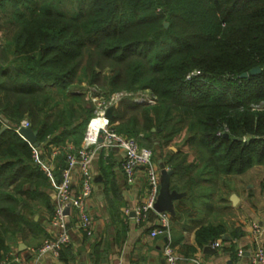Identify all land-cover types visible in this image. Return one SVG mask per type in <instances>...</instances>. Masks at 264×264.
I'll use <instances>...</instances> for the list:
<instances>
[{
  "label": "trees",
  "instance_id": "16d2710c",
  "mask_svg": "<svg viewBox=\"0 0 264 264\" xmlns=\"http://www.w3.org/2000/svg\"><path fill=\"white\" fill-rule=\"evenodd\" d=\"M119 92L110 125L173 170L171 189L264 167V0H0V256L53 211L21 121L45 153L79 146L91 96Z\"/></svg>",
  "mask_w": 264,
  "mask_h": 264
},
{
  "label": "crops",
  "instance_id": "0c3cea01",
  "mask_svg": "<svg viewBox=\"0 0 264 264\" xmlns=\"http://www.w3.org/2000/svg\"><path fill=\"white\" fill-rule=\"evenodd\" d=\"M169 148L175 150L174 146ZM182 148L186 150L187 146ZM121 159V151L110 149L99 152L93 162V190L88 203L94 230L91 236L72 226L70 243L61 250L58 258L37 257V248L52 231L48 214L43 210L42 226L46 235L18 237L0 256V264L3 261L7 264L20 261L33 264H162L166 235L150 236L149 216L142 224H135L124 214V208H133L144 201L147 180L140 170L136 181L127 184L120 169ZM161 164V159H157L158 168ZM57 165L58 177L62 165L59 161ZM250 170L220 175L213 185L200 190L199 195L180 192L181 197L172 202L169 235L178 255L176 264H249L251 251L258 245L264 249V189L251 191L247 188L250 186L245 184L246 179H259L249 174ZM102 171L111 174L103 175ZM246 173L248 175L244 177ZM78 183V174L74 172L73 185L77 187ZM51 185L47 192L54 202ZM253 222L262 228L258 237L252 233ZM207 225H221L223 232L199 245L196 230ZM216 241L219 242L217 246L214 245ZM238 250H242L241 255Z\"/></svg>",
  "mask_w": 264,
  "mask_h": 264
},
{
  "label": "built area",
  "instance_id": "2783aa9c",
  "mask_svg": "<svg viewBox=\"0 0 264 264\" xmlns=\"http://www.w3.org/2000/svg\"><path fill=\"white\" fill-rule=\"evenodd\" d=\"M122 92L114 93L108 98L99 99L91 97L94 104L93 115L88 120L83 138L79 146L71 143L62 145H50L46 153L39 144H31V159L44 173L54 187L53 211L48 218L52 227L51 233L46 236L36 250L37 257L45 255L58 258L60 251L70 243V230L74 226L86 236L94 232L91 216L88 212V203L93 190V162L97 154L103 150L116 149L121 151L122 159L120 168L125 182L133 184L140 170L147 180V192L143 202L133 208H124V214L130 216L135 224L146 221L149 212L155 213V219L149 226L150 236L165 234L166 242L162 248V264H176L178 255L171 245L169 235L170 214L167 211L157 212L153 205L159 191V168L152 158L149 148L140 146L134 137H125L118 133L111 125L106 111L115 106ZM137 102H152L147 96H138ZM94 120L98 122L93 123ZM28 127L27 120H22L21 125ZM19 126V127H20ZM18 127V128H19ZM18 128L16 130L18 131ZM63 155V165L58 170L56 158ZM168 168L167 166H165ZM79 177L78 186L73 185V173ZM67 209V210H66ZM262 232L257 222L252 223V233L258 237ZM219 245V242H214ZM242 250H238V255ZM1 264H7L1 262ZM18 264H33L20 261ZM249 264H264V249L256 246L250 253Z\"/></svg>",
  "mask_w": 264,
  "mask_h": 264
},
{
  "label": "water",
  "instance_id": "95a60500",
  "mask_svg": "<svg viewBox=\"0 0 264 264\" xmlns=\"http://www.w3.org/2000/svg\"><path fill=\"white\" fill-rule=\"evenodd\" d=\"M165 25L167 24L165 23ZM258 71L259 68L255 67L252 68L248 73L247 72L242 73L240 77H247L249 74H254ZM112 111H113V106L107 109L106 116L111 118ZM5 126L6 125H4L3 128ZM18 133L22 135L26 140H28L34 146L37 145V141H36L37 131L31 129L30 126L28 127L20 126L18 128ZM172 173L173 170L171 168H166L164 164H161L159 166V177H160L159 191L155 203L153 205L154 210L157 212L167 211L169 213H172L173 212L172 202L178 199L179 197H181L182 195L180 192H177L176 190L170 188V177Z\"/></svg>",
  "mask_w": 264,
  "mask_h": 264
},
{
  "label": "rangeland",
  "instance_id": "374dc122",
  "mask_svg": "<svg viewBox=\"0 0 264 264\" xmlns=\"http://www.w3.org/2000/svg\"><path fill=\"white\" fill-rule=\"evenodd\" d=\"M83 84H85V82H83ZM93 96H95V97H97L99 99H105L104 95H93ZM93 96H91V97H93ZM170 146H172V144L168 145L167 147H165V150L171 149V148H169ZM175 150H176V147H175ZM154 161L156 163V159H154ZM248 172H250L249 174H253V176H257L259 179L258 180L257 179H252L251 181L250 180L248 181L246 179L245 180V184H247V186L248 185L250 186V187H247V188H249L251 191L252 190L256 191V190L264 189V167H262L260 165H254V166L251 167V170L248 171ZM247 175H248V173L244 174V177L247 176ZM232 180H234V179H232Z\"/></svg>",
  "mask_w": 264,
  "mask_h": 264
},
{
  "label": "bare ground",
  "instance_id": "6f19581e",
  "mask_svg": "<svg viewBox=\"0 0 264 264\" xmlns=\"http://www.w3.org/2000/svg\"><path fill=\"white\" fill-rule=\"evenodd\" d=\"M96 122H98V120H94L92 124H94V123H96Z\"/></svg>",
  "mask_w": 264,
  "mask_h": 264
}]
</instances>
